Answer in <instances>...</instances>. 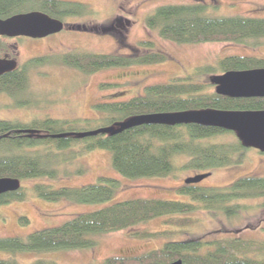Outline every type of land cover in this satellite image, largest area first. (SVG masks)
I'll use <instances>...</instances> for the list:
<instances>
[{"label":"trees","instance_id":"trees-1","mask_svg":"<svg viewBox=\"0 0 264 264\" xmlns=\"http://www.w3.org/2000/svg\"><path fill=\"white\" fill-rule=\"evenodd\" d=\"M33 9L59 20L92 13L86 4L76 1L0 0V16ZM210 9L213 11L217 7L208 0L160 4L144 17V23L147 29L156 31L160 38L177 44L230 42L255 47L261 43L264 38V16H219L212 14ZM117 40L123 44L122 39ZM167 57L168 52L159 49L153 40L143 39L129 48L127 53L71 49L31 58L28 64H32V69H35L56 63L90 74L109 67L160 63ZM261 67H264V57L258 55H224L214 63L196 66L184 77L147 85L141 95L96 106L104 110L108 121L105 126L114 125L132 115L153 112L203 108L261 110L264 109V97L219 94L210 79L208 82L202 80L208 74L214 76L227 71ZM27 75L18 69L1 74L0 94L7 95L19 107L29 106L28 96L22 97L28 86ZM78 120L48 116L29 122L0 119V177L20 180L17 190L0 194V205L24 201L31 195L48 201L65 199L76 203L111 200L118 182L105 176H100L94 183L76 187H52L40 182L31 186L22 185L24 179H54L60 175L83 173L85 168L70 171L62 166L69 165L93 149L110 150L113 169L124 177L138 178L173 174L177 169L173 160L178 156L186 158L178 167L193 171L194 174L209 172L218 166L238 164L241 162L242 150L246 148L233 131L197 123L141 124L115 134L98 133L77 137L69 133L77 132L73 128ZM60 133L65 135L54 136ZM223 134L232 135L231 140L210 141ZM61 169L63 174H59ZM178 192L188 195L192 201L144 197L119 200L77 213L60 225L35 230L25 236H0V251L8 253L6 257H0V264H54L43 258L21 263L17 255L92 248L100 235L129 230L157 217H163L162 229L132 230L130 235L139 238L159 237L163 240L161 245L137 255L108 256L104 263H168L181 259L182 264H264L263 238L233 234L181 237L200 224V219L192 216L198 211L222 214L228 220L233 216L239 218L250 207L246 201L264 198V175H243L220 187L183 182ZM20 219L27 222L25 217Z\"/></svg>","mask_w":264,"mask_h":264},{"label":"rangeland","instance_id":"rangeland-1","mask_svg":"<svg viewBox=\"0 0 264 264\" xmlns=\"http://www.w3.org/2000/svg\"><path fill=\"white\" fill-rule=\"evenodd\" d=\"M84 3L92 10L90 15L71 17L60 32L43 38L18 40L19 60L28 56L78 49L96 53H127L128 49L143 39H151L159 49L168 52L165 61L153 64H134L103 68L90 74L60 64L39 67L28 74V86L22 97L30 99V105L19 107L11 98L0 94V119H19L29 122L45 116L52 118L79 119L74 130L79 132L105 126L108 121L104 110L97 104L127 100L144 93V87L167 82L174 77H184L203 63H214L218 57L229 54H253L264 57V38L255 47H244L230 42H204L198 44H177L164 40L156 31L147 29L144 17L153 9L165 3H182L191 0H68ZM217 7L211 11L219 16H264V0H208ZM117 38L122 39L120 43ZM208 74L201 78L208 82ZM214 89V88H213ZM230 134L218 135L210 141H230ZM186 158H174L177 169L168 176H146L127 178L117 173L111 164V151L98 148L90 150L63 169L85 168L81 174L72 173L58 178L24 179L22 185L35 182L52 187L81 186L94 183L100 176L117 180L111 200L103 203H76L61 199L48 201L31 195L24 201L0 205V236H25L28 233L60 225L73 215L90 211L119 200L137 197L192 201L178 192L184 178L194 172L178 166ZM210 175L197 183L199 186L220 187L247 174L264 175V152L246 147L242 150L241 162L212 168ZM63 174V170L59 172ZM249 208L229 220L222 214L212 215L207 211L192 214L200 224L181 237L233 234L264 239V198L246 201ZM25 217L27 222L20 218ZM163 217L154 218L129 230L110 232L97 237L92 248L54 250L18 254L21 263L36 258L53 261L54 264H98L108 256L137 255L162 243V238H139L130 235L133 230L154 231L164 227ZM7 252L0 251V257Z\"/></svg>","mask_w":264,"mask_h":264},{"label":"water","instance_id":"water-1","mask_svg":"<svg viewBox=\"0 0 264 264\" xmlns=\"http://www.w3.org/2000/svg\"><path fill=\"white\" fill-rule=\"evenodd\" d=\"M63 22L42 11H27L0 19V34L9 36L24 35L41 38L59 32ZM14 60L0 58V74L14 69ZM215 84V91L231 97H264V67L239 71H227L210 77ZM219 127L233 131L246 147L256 148L264 152V109L261 110H221L203 108L196 110L153 112L129 116L114 125L103 126L90 130L69 133L77 137L98 133L115 134L141 124H187ZM68 134V133H67ZM65 133L54 136H64ZM210 172L196 173L184 179L185 183H198L208 177ZM20 180L13 177H0V194L17 190ZM106 264V263H98ZM148 264H182L181 259L168 263Z\"/></svg>","mask_w":264,"mask_h":264},{"label":"flooded vegetation","instance_id":"flooded-vegetation-1","mask_svg":"<svg viewBox=\"0 0 264 264\" xmlns=\"http://www.w3.org/2000/svg\"><path fill=\"white\" fill-rule=\"evenodd\" d=\"M32 1H37V0H32ZM76 2H78V1H76ZM33 10H35V9H33ZM33 10H26V11H22V12H18V13H24V12L33 11ZM35 11H41V10H35ZM18 13L16 12V13H13V14H10V15H5V16L1 15L0 19H5L7 17H10V16L18 14ZM78 17H80V16H78ZM69 18H71V17H67L64 20H67ZM64 20H61L63 22V28L61 30L65 29L64 27L67 25L64 22ZM25 38H32V37L24 36V35L9 36V35H6V34H0V58L1 59L14 60L15 63H16V66H15L14 69L9 70V71H5L2 74L14 71L15 69H18L21 73L30 74V73H33L35 70L37 71V69H39V67H41V66H39L38 68L32 69V66H31L32 64H28V62H29V60L31 58L48 54L46 52L44 54H40V55H33V56H30V57L26 56L23 59V61L19 60V57H18V54H17V52L20 51V47L18 45V40L23 41ZM41 38H43V37H41ZM32 39H37V38H32ZM31 71H33V72H31Z\"/></svg>","mask_w":264,"mask_h":264}]
</instances>
